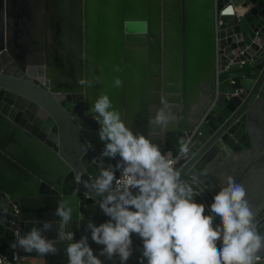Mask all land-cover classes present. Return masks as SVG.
Listing matches in <instances>:
<instances>
[{
	"label": "water",
	"instance_id": "95a60500",
	"mask_svg": "<svg viewBox=\"0 0 264 264\" xmlns=\"http://www.w3.org/2000/svg\"><path fill=\"white\" fill-rule=\"evenodd\" d=\"M230 3L234 13L225 14ZM97 75L99 83H80ZM116 76L123 88L112 87ZM102 91L144 134L149 109L168 100L177 119L152 139L173 156L207 110L175 166L182 174L208 169L210 187L194 197L205 215L219 178L231 175L261 209L264 234V0H0V259L13 262L16 233L59 224V200L74 208L76 239L87 218L108 219L83 183L99 174L103 142L87 110ZM44 235L54 239L56 228ZM89 244L94 253L102 247ZM65 247L48 257L19 253L67 264ZM133 248L127 264H146L135 235Z\"/></svg>",
	"mask_w": 264,
	"mask_h": 264
},
{
	"label": "clouds",
	"instance_id": "9594fccd",
	"mask_svg": "<svg viewBox=\"0 0 264 264\" xmlns=\"http://www.w3.org/2000/svg\"><path fill=\"white\" fill-rule=\"evenodd\" d=\"M112 67L116 72L121 70L119 65ZM101 80L97 75L80 83L89 86ZM112 87L123 88L124 81L116 76ZM153 108L148 134L134 131L122 119L107 92L102 91L87 110L99 125L97 133L103 147L99 174L83 183L108 217L106 221L97 225L90 218L76 215L81 222L86 219L84 234L76 239L71 230L74 208L62 199L54 212L59 224L46 221L23 235L16 233L10 247L48 257L58 255L59 245L65 243L67 264H115L117 258L119 264H127L134 251L135 235L142 240L141 260L146 264H264V234L257 219L261 209L254 211L245 187L231 175H223L210 214L205 215V204L197 203L194 197L210 187L205 183L208 169L182 174L175 161L162 152L152 137L177 117L166 99L149 111ZM189 144L180 141L182 156H188ZM105 160L115 164H106ZM76 179L79 182L81 177ZM215 218H219L217 225ZM54 227L55 238H47L44 234ZM89 239L102 246L96 253Z\"/></svg>",
	"mask_w": 264,
	"mask_h": 264
},
{
	"label": "built area",
	"instance_id": "2783aa9c",
	"mask_svg": "<svg viewBox=\"0 0 264 264\" xmlns=\"http://www.w3.org/2000/svg\"><path fill=\"white\" fill-rule=\"evenodd\" d=\"M227 7H231V8H232V11L230 12V14H233V13H234V12H233V5L230 3ZM220 14H222V12H220ZM240 63H241V62L237 63V65L240 64ZM232 66H233V63H232V59H231L230 62H229V64L226 65L225 68H224L223 70H229ZM230 82H231V83H234V80H231ZM235 94H236V92H235ZM206 111H207V110L204 111V114H205ZM204 114L200 117L198 123L195 124V125L193 126V128H192V130H191V135H189V136L187 137V141L190 142V144H189L190 149H191V146H192V144H193V142H194V137H195L196 135L199 134V127H200L201 124H202V119H203V117H204ZM161 150H162V152H163L164 154H166L167 156H169L170 158H172L174 161H176V160L179 159V158L184 157V156L181 155L180 151H178V152L176 153V155L173 156V155L171 154L170 151H165V150L162 149V148H161ZM117 178H119V173H118V175H117ZM6 195H7V194H6ZM7 197H9V195H7ZM14 210H15V212H18V208H17L16 206H14ZM15 236H16V235H15ZM19 250H20L19 248H17V249H13V262H12V263L7 262V261H3L2 259H0V264H47V263H46L45 261H43V260H42V261H38L37 259H34V258H32V257H28V256H23V255H21V254L19 253Z\"/></svg>",
	"mask_w": 264,
	"mask_h": 264
},
{
	"label": "bare ground",
	"instance_id": "6f19581e",
	"mask_svg": "<svg viewBox=\"0 0 264 264\" xmlns=\"http://www.w3.org/2000/svg\"><path fill=\"white\" fill-rule=\"evenodd\" d=\"M230 10H231L230 7H228L227 9H225V14H230V12H231ZM237 10H238V13L241 14L242 11H243V7H240Z\"/></svg>",
	"mask_w": 264,
	"mask_h": 264
},
{
	"label": "crops",
	"instance_id": "0c3cea01",
	"mask_svg": "<svg viewBox=\"0 0 264 264\" xmlns=\"http://www.w3.org/2000/svg\"><path fill=\"white\" fill-rule=\"evenodd\" d=\"M42 11L45 12L44 10H42ZM260 120H261V121H264L263 118H260ZM32 258H34V257H32ZM34 259H37L38 261H42V259H40V258H34Z\"/></svg>",
	"mask_w": 264,
	"mask_h": 264
}]
</instances>
